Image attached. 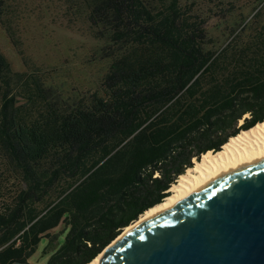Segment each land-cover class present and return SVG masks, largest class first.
Here are the masks:
<instances>
[{"label": "trees", "instance_id": "1", "mask_svg": "<svg viewBox=\"0 0 264 264\" xmlns=\"http://www.w3.org/2000/svg\"><path fill=\"white\" fill-rule=\"evenodd\" d=\"M87 1L111 59L101 90L64 100L0 50V264L41 247L43 264L89 263L195 158L264 120V0L248 16Z\"/></svg>", "mask_w": 264, "mask_h": 264}, {"label": "water", "instance_id": "2", "mask_svg": "<svg viewBox=\"0 0 264 264\" xmlns=\"http://www.w3.org/2000/svg\"><path fill=\"white\" fill-rule=\"evenodd\" d=\"M100 253L99 264H264V155L144 220Z\"/></svg>", "mask_w": 264, "mask_h": 264}, {"label": "rangeland", "instance_id": "3", "mask_svg": "<svg viewBox=\"0 0 264 264\" xmlns=\"http://www.w3.org/2000/svg\"><path fill=\"white\" fill-rule=\"evenodd\" d=\"M195 1L214 15L230 9L248 16L258 0ZM88 11L87 0H2L0 50L13 70L50 75L62 99L88 97L101 90L111 62L101 56L105 43L95 36ZM42 248L29 260L32 264H43L48 257Z\"/></svg>", "mask_w": 264, "mask_h": 264}, {"label": "bare ground", "instance_id": "4", "mask_svg": "<svg viewBox=\"0 0 264 264\" xmlns=\"http://www.w3.org/2000/svg\"><path fill=\"white\" fill-rule=\"evenodd\" d=\"M263 155L264 120L231 136L221 150H209L200 159L195 158V164L192 167H188L186 172L179 176L177 182L172 184L170 195L161 203L146 210L138 220L125 227L124 232L119 237L141 224L144 220L183 201L221 174L256 160ZM102 256L103 253H100L86 264H99Z\"/></svg>", "mask_w": 264, "mask_h": 264}]
</instances>
